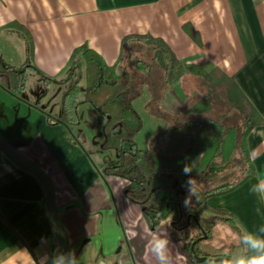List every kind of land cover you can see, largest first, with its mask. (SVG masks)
<instances>
[{"label": "crops", "instance_id": "0c3cea01", "mask_svg": "<svg viewBox=\"0 0 264 264\" xmlns=\"http://www.w3.org/2000/svg\"><path fill=\"white\" fill-rule=\"evenodd\" d=\"M135 34L161 38L182 62L220 68L264 119V0H0L3 60L15 67L26 62L51 80L67 77L79 46L112 65L123 38ZM40 74L27 71L18 97L0 86V264H28V253L39 264L67 251L80 264H157L151 235L170 240L171 264H188L167 220L151 229L125 196L126 180L101 176L90 143L74 136L73 126L47 117L60 109L50 89L58 87L61 100L65 84H47ZM31 77L40 86L29 94ZM186 90L183 83L166 90L161 107L180 114L177 95ZM245 147L252 175L207 203L255 230L264 226V202L249 189L264 178V124L249 131Z\"/></svg>", "mask_w": 264, "mask_h": 264}, {"label": "trees", "instance_id": "16d2710c", "mask_svg": "<svg viewBox=\"0 0 264 264\" xmlns=\"http://www.w3.org/2000/svg\"><path fill=\"white\" fill-rule=\"evenodd\" d=\"M185 30L195 41H199L198 34L191 26L186 25ZM19 34L27 38L20 31ZM28 45L30 47V42ZM28 70L40 74L26 62L19 67L9 65L0 54V86L11 94L18 97L23 93ZM40 76L47 84H65L59 111L46 115L64 124L67 129L79 122L77 108L80 87L83 86L84 100L105 120L102 147L113 149L117 159L111 165L101 159L95 163V167L103 177L113 175L126 180L125 196L139 205L151 229L167 219L181 226V214H192L194 220L190 219V225L196 227V236L207 235L206 239L197 243L196 255L228 258L222 248H215L205 241L209 240L211 229L218 221L229 225L236 235L241 228L230 213L211 207L207 200L228 193L252 175L245 138L250 130L264 124V119L231 76L218 67L204 70L182 62L161 38L139 34L123 38L120 55L112 65H107L87 45H81L71 54L66 78L56 81L42 74ZM197 79L201 81L200 90L192 87L186 93L177 95L181 105L180 114H171L161 107L162 95L166 90L180 83L186 88ZM145 90L149 97L144 107L152 109L151 115L166 126L151 140L149 147L142 150L134 140L141 130L142 120L133 102ZM220 107H225L227 113H221ZM233 111L239 115V119L227 127L225 120ZM228 138L231 141L230 164L239 166L243 174L230 182L203 188L208 178L221 172L215 169L214 161L221 155ZM205 156L209 159L202 174L191 175L197 180L199 199L196 201L193 197V206L189 209L184 205L189 175L183 173V168L188 164L194 169L197 161ZM236 159L238 163H231ZM202 204L205 212L210 214L207 218L199 213ZM173 224V239L186 240L182 251L188 264H208V261L198 263L194 260L189 250L190 244L187 243L192 233L181 234ZM235 244L239 245L237 241Z\"/></svg>", "mask_w": 264, "mask_h": 264}, {"label": "rangeland", "instance_id": "374dc122", "mask_svg": "<svg viewBox=\"0 0 264 264\" xmlns=\"http://www.w3.org/2000/svg\"><path fill=\"white\" fill-rule=\"evenodd\" d=\"M35 78V79H34ZM37 77H31L28 81V92L35 93L38 88L40 81L36 79ZM186 83V85L189 84V86H186L187 91L193 88H197L200 90V83L201 81L197 79V82H190ZM81 92L79 94V105L77 108L78 112V118L79 122L76 125H73L74 131H76L73 134L74 136L78 135L80 133L79 140L82 142L87 141L90 143V153L94 155L95 152V158L97 159H102L104 162L107 164H114L117 159L115 157V153L113 149L111 148H103L102 143H103V134H102V126L104 124V117L101 116L95 109L87 102L84 100L83 96V86L80 87ZM41 89V88H40ZM51 90V94L54 95L53 102L59 103L60 101V96L58 87H53ZM200 96V95H199ZM149 97V93L145 90L143 95L137 99L134 100V108L137 111V113L140 115L141 120H142V127L141 130L136 134L135 136V143L137 144V147L139 149L145 150L149 147L151 140L162 131L160 128L157 127V122L156 125L154 126L151 123V110L145 108L144 105L147 103ZM225 107H220L219 111L221 113H227ZM227 119L225 120L227 122L226 126L229 127L231 126L237 119H239V115H237L234 111L228 115ZM153 122V121H152ZM79 136V135H78ZM94 152H93V151ZM221 155H219L215 161H214V167L215 169H220V173L216 175H212L210 178H208L204 183H203V188H212L220 184H224L227 182L232 181L235 177L241 176L243 174L242 171H240L237 167V165L230 164V150H231V141L230 138H228L226 144L223 146L221 149ZM208 157L205 156L204 159L198 160L197 163L195 164V168L192 170L191 174H194L195 176H198L202 174V169L204 168V165H206ZM238 163V159L236 161H231V163ZM193 168V167H192ZM188 196V195H187ZM186 196V197H187ZM199 213L204 216L205 218L209 217L210 214L205 212V207L202 204L200 206ZM170 221L167 219L165 224L169 225V228L171 229V224L169 223ZM190 230H195L193 227L189 228ZM189 230V231H190ZM187 232H181V234H186L189 233ZM179 235V233H178ZM203 234L202 236H204ZM210 238L209 240H206L205 242L208 243L209 245L215 247V248H222V251L225 252H240L242 251L241 246L236 245V240L234 237L236 236L235 231L227 224L218 221L213 228L211 229L210 232ZM207 236V235H205ZM207 238V237H206ZM186 240L180 239L179 244L181 247L185 246Z\"/></svg>", "mask_w": 264, "mask_h": 264}, {"label": "clouds", "instance_id": "9594fccd", "mask_svg": "<svg viewBox=\"0 0 264 264\" xmlns=\"http://www.w3.org/2000/svg\"><path fill=\"white\" fill-rule=\"evenodd\" d=\"M193 168L186 164L183 173L189 175L186 181L188 196L184 200L185 207L189 209L193 206V197L199 199V190L197 180L190 174ZM250 193L254 194L261 202H264V178H257L256 183L252 184ZM137 233L133 232L135 237ZM234 239L241 246L240 252H225L227 260L210 257L208 264H264V226L255 230H249L246 227L241 228L240 233ZM151 253L157 264H171L170 240L167 236L151 235ZM28 264H38V261L28 253ZM39 264H80L77 255L72 251L56 252L51 256L41 257Z\"/></svg>", "mask_w": 264, "mask_h": 264}, {"label": "flooded vegetation", "instance_id": "af4514ba", "mask_svg": "<svg viewBox=\"0 0 264 264\" xmlns=\"http://www.w3.org/2000/svg\"><path fill=\"white\" fill-rule=\"evenodd\" d=\"M190 219L194 220V217H192V214L182 213L181 214V218H180V220L182 221V225L181 226H176V224H173L174 221L173 222L170 221L169 223L173 224V227L176 228L179 232H184L185 233V232L190 230V229L187 230L188 227L192 228V225H190ZM193 228L195 229L196 227H193ZM190 233H192V234L188 237V239H187L188 242L187 243L190 244L189 245V250L191 251L192 256H193L194 254H196V251H197V243H199L204 238L202 236L203 234L200 235V236H196L197 233L195 232V230L194 231L190 230L189 234ZM192 238H194V239H192ZM189 239H192V240H189Z\"/></svg>", "mask_w": 264, "mask_h": 264}, {"label": "water", "instance_id": "95a60500", "mask_svg": "<svg viewBox=\"0 0 264 264\" xmlns=\"http://www.w3.org/2000/svg\"><path fill=\"white\" fill-rule=\"evenodd\" d=\"M207 236H203V238L205 239ZM211 256H207V255H202V256H197L196 254L193 255V258L196 262L200 263L202 261H208V259L210 258ZM212 258H216L217 261L221 260V259H224V260H227L228 258L227 257H212Z\"/></svg>", "mask_w": 264, "mask_h": 264}]
</instances>
